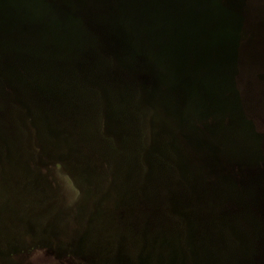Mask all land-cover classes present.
<instances>
[{
  "label": "rangeland",
  "instance_id": "374dc122",
  "mask_svg": "<svg viewBox=\"0 0 264 264\" xmlns=\"http://www.w3.org/2000/svg\"><path fill=\"white\" fill-rule=\"evenodd\" d=\"M257 2L253 39L201 26L176 75L0 62V264H264Z\"/></svg>",
  "mask_w": 264,
  "mask_h": 264
},
{
  "label": "water",
  "instance_id": "95a60500",
  "mask_svg": "<svg viewBox=\"0 0 264 264\" xmlns=\"http://www.w3.org/2000/svg\"><path fill=\"white\" fill-rule=\"evenodd\" d=\"M180 1L186 9L181 13ZM127 2L130 8L123 10L125 13L123 22L117 21L115 25L117 29L114 31L108 29L110 33L113 32L111 33L114 35L113 38L107 33L108 35L106 34V36L108 38L98 36L97 40L99 42L106 39L116 41L117 39L115 40L114 37H117L125 42L122 43L121 41L120 43L117 40L126 50L130 47L131 49L133 48V51L139 49L144 55L147 54V51L150 52L152 50L160 55L161 62H166L171 70L170 72L176 75L178 73L176 59L178 60V56L180 55L184 59L188 56L185 50H189L190 48V46L187 47V44L193 40V32L199 27L204 26V24L196 25V12L191 7V0H173L171 2L173 10L170 12L165 9L167 0H127ZM149 2H154V5L151 6ZM149 9L154 10L153 15L150 14ZM245 10L248 16L250 11L247 8ZM66 11L67 9L54 5L51 0H0V30L5 33L4 37L0 36V62L6 61L9 56H14L20 64L19 67L25 66L28 68L30 74L35 75L42 71L41 61H44L47 64L46 75L49 76V79L53 77L60 78L63 83L70 79L74 80L76 71L72 70L73 68H81L82 71L77 76H89L86 70L87 66H85V59L79 58L71 61L61 58L53 61L50 57L53 54L47 49L49 45L47 40H51L54 37L59 38L57 46H61L63 41L60 39L61 33H63L62 30L70 24L69 21L67 22L64 19ZM164 12L168 13L169 17ZM146 13L149 21H151L150 25L146 24ZM206 15L207 13L205 12V17ZM230 19L227 17L228 23H220L218 25L226 28L227 33H229V41L239 42L241 40L239 36L244 31V29L242 31L243 26L241 27L239 23H234L236 21L235 17H232L231 21ZM155 21L164 22L166 30H153L152 25ZM36 24H40L43 28L38 30L39 34L32 41L30 39L31 35H27L26 32L29 31L30 25ZM261 26L263 25L261 24L255 28L254 26L252 27L256 31ZM87 31V36L82 39L79 46L87 50L85 58L90 59L93 56L92 46L97 44L93 38L96 39L97 34L92 29H88ZM16 33L19 34L18 41L15 37ZM72 35L81 36L79 30L72 31ZM136 37L139 39L133 41ZM6 39L14 41L11 46H7ZM47 52L48 54H46ZM34 56L37 58H34ZM122 62L124 61L122 60ZM145 65L146 67L148 65L151 69L152 63L148 62ZM19 67H16L15 73H20ZM155 74L158 75L159 72H155Z\"/></svg>",
  "mask_w": 264,
  "mask_h": 264
},
{
  "label": "trees",
  "instance_id": "16d2710c",
  "mask_svg": "<svg viewBox=\"0 0 264 264\" xmlns=\"http://www.w3.org/2000/svg\"><path fill=\"white\" fill-rule=\"evenodd\" d=\"M51 1L54 5H59L60 7L67 9V11L65 12L64 19L65 21L70 22L68 27L63 28L64 30H62L63 33H61L60 39H62L63 41L61 46H57L59 38L54 37L51 40H47L49 42L47 49H49L51 54H53L52 56H50L53 61L61 58H66L67 60L69 59L71 61L79 58L83 60L85 59L87 73H89V75L102 77V79L106 78L105 82L109 83V85H112L113 83L111 75L113 73H117L118 71L120 72L122 79H126V77L128 78V76L133 77L146 74H150L151 76V74H155V72H161V59L160 55L156 52L151 50L150 52L147 51V54L144 55V53L141 52L139 49L133 51V48L131 49L130 47L128 50H126L120 44L121 41L122 43L125 42L117 37L114 38L115 40L117 39L120 43L117 40L113 41L106 39L100 40V42L97 40L99 38L98 36H104L102 38H108L106 36L107 33L110 34V37L112 36L113 38L114 35L111 34L113 32L110 33L108 29H112L114 31L117 29V27L115 26L116 22H123V19L125 17V13L123 12V10H128V8H130L127 0ZM172 1L173 0H167V4H165V9H167L169 12L173 10V7L171 6ZM257 1L258 0H191V7L196 12V25L204 24L211 27L213 25L218 26V24L220 23H228L229 20H226L227 17L231 18L230 21L232 20V17H235L236 21L234 23H239L241 27L243 26L242 31L244 29L243 33L245 34V31L252 32L255 30V27L260 26L262 24V20H260V18L257 17V14L254 13V9L259 10L257 6ZM180 3L181 13L186 9L181 1ZM149 4L153 6L154 2H149ZM246 8L250 11L248 16L245 13ZM149 12L151 15H153L154 10L149 9ZM205 12L207 13L206 17ZM164 13L167 14V17H169L168 13ZM222 17H224L225 20L222 19ZM146 20V24L150 25L151 21H149L147 13ZM252 26H254V28ZM41 28L43 27L40 24L30 25L29 31H27L26 34L31 35L30 39L33 41L36 38L37 34H39L38 30H40ZM88 29H92L95 34H97L96 39L93 38L94 41L96 40L95 42H97V44L95 46H92L93 56L90 59L85 58L87 50L79 46L82 39L87 36ZM152 29H161V31H165L166 25L162 21H155L152 25ZM74 30H79L81 36L72 35V31ZM18 35L19 34L16 33L15 37L17 41L19 38ZM0 36H5V33L1 30ZM246 36L250 37V39H253V37L251 35H248V33H246ZM239 37L242 41L245 38V35L240 34ZM8 39H6L7 46H11L12 42L14 41H9ZM137 39L139 38L136 37L135 39H133V41H136ZM17 41H15V43H17ZM8 49L12 51L10 48ZM46 54H48V52ZM36 56H34V58ZM122 60L124 62H122ZM148 62L152 63L151 69L150 67L147 68L145 65L146 63L148 64ZM72 70L76 71L74 78L78 80L79 76L77 75L80 71H82L81 68H73ZM19 72L25 75L30 74L28 68L25 66L20 67ZM136 89L140 90V84L136 85ZM191 258L189 257L188 259L189 264H191L192 262ZM72 262L76 264H83L84 261L80 257H78L73 259ZM67 263V261L62 262V264ZM55 264H61V262L57 260ZM202 264L207 263L202 262Z\"/></svg>",
  "mask_w": 264,
  "mask_h": 264
}]
</instances>
